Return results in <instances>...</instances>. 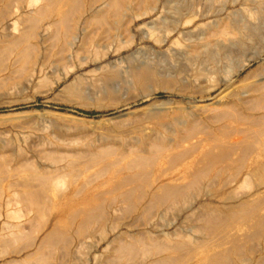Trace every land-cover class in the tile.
Here are the masks:
<instances>
[{
  "label": "rangeland",
  "instance_id": "1",
  "mask_svg": "<svg viewBox=\"0 0 264 264\" xmlns=\"http://www.w3.org/2000/svg\"><path fill=\"white\" fill-rule=\"evenodd\" d=\"M170 1L0 0V264H264V0Z\"/></svg>",
  "mask_w": 264,
  "mask_h": 264
},
{
  "label": "bare ground",
  "instance_id": "2",
  "mask_svg": "<svg viewBox=\"0 0 264 264\" xmlns=\"http://www.w3.org/2000/svg\"><path fill=\"white\" fill-rule=\"evenodd\" d=\"M159 1V0H158ZM168 1V0H167ZM190 1V0H189ZM195 1V0H194ZM197 1V0H196ZM203 1V0H202ZM205 1V2H204ZM203 2L204 3H206V7H205V9L204 8H202V9H204L206 12L204 13L203 12V14H201L200 16L202 17V18H206V17H208V15H209V17L211 16V17H214V20H213V18L212 19H209V20H212V22L211 23H209V24H204L203 25V27H202V31H200L201 33H199L198 34V38H197V40H200L201 41V43L199 44V46H200V49H201V54H203L204 56L205 55H207V57L206 58H210V57H212L213 56V54H215V55H217V54H219V53H217L216 51L219 49V47H222V48H225V47H227V46H225V44H223L222 43V40L220 39L221 37V33H219V35L217 36V37H220L219 39L218 38H213L212 40H210V41H208V40H206V41H203V36H204V31H206V30H214V29H216L217 28V25L219 24V22H220V20L217 18L218 17V15H219V12L221 13V11L222 10H224V9H222V7L221 8H218V7H215V5L213 6V2L211 1V0H204ZM218 0H216V2H217ZM220 1V0H219ZM226 1V0H225ZM224 1V2H225ZM234 2H235V0H233ZM106 2V1H105ZM164 2V1H163ZM179 0H173V1H170V2H168L169 3V5L170 6H172V3H178L179 4ZM200 2V1H199ZM215 2V1H214ZM215 2V3H216ZM231 2V1H230ZM162 3V2H161ZM185 3H186V1H185ZM191 3H193V2H191ZM232 3V2H231ZM255 3H257V2H255ZM261 3V2H260ZM263 3V2H262ZM189 4V3H188ZM202 4V3H201ZM218 4H219V2H218ZM234 4V3H233ZM236 4V3H235ZM244 4V3H243ZM247 4V3H246ZM246 4H244V6L246 5ZM104 5H106V4H104ZM159 5V4H158ZM182 5H183V3H182ZM157 6V5H156ZM176 6V5H175ZM181 6V5H180ZM180 6H178L179 8H180ZM223 6V5H222ZM233 6H235V5H233ZM239 6V5H238ZM158 7V6H157ZM230 7H232V6H230ZM241 7H243V5L241 6ZM92 8H94L95 9V7H92ZM172 8H174V7H171V9ZM176 8V7H175ZM178 8V9H179ZM185 8V7H184ZM201 8V7H200ZM224 8V7H223ZM246 8H248L247 7V5H246ZM93 9V10H94ZM109 9V8H108ZM117 9V8H116ZM165 9V8H164ZM170 9V10H171ZM177 9V8H176ZM189 9H190V7H189ZM253 9V8H252ZM256 9V8H255ZM156 10V9H155ZM166 10H169L168 8L166 9ZM175 10V9H174ZM188 10V9H187ZM235 10V9H234ZM239 10V9H238ZM263 10V9H262ZM186 11V10H185ZM201 11V9L199 10H196V12L197 13H199ZM237 11V10H236ZM248 11V10H247ZM91 12H93V11H91ZM95 12H96V10H95ZM154 12V11H153ZM170 12V11H169ZM179 12V11H178ZM182 12V11H181ZM184 12V11H183ZM182 12V13H183ZM196 12L194 11V12H192V13H194V14H196ZM209 12V13H208ZM176 13V12H175ZM239 13V12H238ZM237 13V15H239ZM256 13H257V11H256ZM94 14V13H93ZM123 14V13H122ZM172 14V13H171ZM212 14V15H211ZM235 14V13H234ZM186 15V14H185ZM189 15V14H188ZM191 15H193V14H191ZM190 15V16H191ZM236 15V16H237ZM242 15V14H241ZM235 16V15H234ZM240 16V15H239ZM242 17V16H241ZM193 18V17H192ZM207 19V18H206ZM227 19V18H226ZM229 19V18H228ZM236 19V18H235ZM235 19H234V21H235ZM239 19V18H238ZM261 19V18H260ZM208 20V19H207ZM231 20V19H230ZM241 20H243V18L241 19ZM202 21V20H201ZM233 21V22H234ZM206 22V21H205ZM210 22V21H209ZM232 23V22H231ZM243 23H246V22H243ZM156 24V23H155ZM179 24V23H178ZM249 24H251L250 22H249ZM10 25V24H9ZM243 25V24H242ZM184 26V25H183ZM231 26V25H230ZM245 26V25H244ZM160 27V26H159ZM162 27V26H161ZM199 28V27H198ZM201 28V27H200ZM230 28V27H229ZM251 29H253V28H251ZM78 30V29H77ZM82 30V29H81ZM228 30V29H227ZM84 31V30H83ZM8 32V31H7ZM77 32V31H76ZM190 32V31H189ZM238 32V31H237ZM209 33V32H208ZM207 33V34H208ZM239 33V32H238ZM247 33V32H246ZM78 34V33H77ZM76 34V35H77ZM185 34V33H184ZM206 34V35H207ZM75 35V34H74ZM216 35V34H215ZM73 36V35H72ZM148 36H151V35H148ZM157 37V36H156ZM206 37V36H205ZM250 37V36H249ZM72 38V37H71ZM152 38V37H151ZM235 38V37H234ZM242 38V37H241ZM245 38V37H244ZM208 39V38H207ZM76 40V38L74 37V38H72V42H74ZM160 40V39H159ZM196 40V41H197ZM230 40V39H229ZM228 40V41H229ZM234 40V39H233ZM71 41V40H70ZM155 41V40H154ZM224 41V40H223ZM242 41V40H241ZM243 42V41H242ZM241 42V43H242ZM69 44V43H68ZM231 44H232V42H231ZM70 46H72V43L70 42V44H69ZM187 45V44H186ZM74 46V45H73ZM231 46H233L234 47V44H232ZM231 46H229V47H231ZM237 46H239V45H237ZM243 46V45H242ZM67 47V46H66ZM68 48H70V47H68ZM70 49H72V48H70ZM189 49V48H188ZM221 49V48H220ZM243 49V48H242ZM229 50V49H228ZM186 51V50H185ZM225 51V50H224ZM244 51V50H243ZM187 52H188V50H187ZM216 52V53H215ZM229 52V51H228ZM237 52V51H236ZM239 52V51H238ZM188 53H190V52H188ZM199 53V52H198ZM197 53V54H198ZM187 54V53H186ZM222 54V53H221ZM71 55V54H70ZM182 55H183V53H182ZM199 55V54H198ZM197 55V56H198ZM227 55V54H226ZM231 55H232V53H231ZM239 55H240V53H239ZM247 55V54H246ZM202 56V55H201ZM223 56V55H222ZM221 56V57H222ZM190 57V56H189ZM216 57V56H215ZM224 57V56H223ZM239 57H241V56H239ZM191 58V57H190ZM199 58V57H198ZM236 58H238V57H236ZM203 59V58H202ZM218 59V58H217ZM226 59H227V57H226ZM235 59V58H234ZM203 60H206V59H203ZM210 60H212V59H210ZM219 60V59H218ZM236 60V59H235ZM241 60V59H240ZM194 61H196V60H194ZM202 61V60H201ZM225 61V60H224ZM227 61V60H226ZM230 62H231V60H230ZM229 62V63H230ZM134 63V62H133ZM194 63V62H193ZM192 63V64H193ZM201 63V62H200ZM199 63V64H200ZM205 63V62H204ZM219 63V62H218ZM222 63V62H221ZM226 63V62H225ZM249 63V60H242V61H238V63H236V65L234 66V67H232V68H230L229 66H226L227 67V69H226V67H224V68H222V70L224 69V73H226V77L224 78V82H226L229 78H231L233 75H235V74H237L239 71H241L242 69H244V67L247 65ZM211 64V63H210ZM224 64V63H223ZM137 65V64H136ZM177 65V64H176ZM195 65H196V62H195ZM195 65H194V67H195ZM204 66V65H203ZM208 66V65H207ZM206 66V67H207ZM139 67V66H138ZM146 67V66H145ZM206 67H202V68H204V70H205V68ZM214 67V66H213ZM201 68V69H202ZM217 68V67H216ZM139 69V68H138ZM149 70V69H148ZM147 69H141L138 73H136L135 74V78H136V80H138V82H145V81H148V79L149 78H151V73L148 71ZM200 70V69H199ZM128 71V70H127ZM207 71V70H206ZM172 73V72H171ZM199 73H201V72H199ZM219 73V72H218ZM203 74V73H202ZM115 75V74H114ZM119 75V74H118ZM122 75V74H121ZM134 75V74H133ZM160 75V74H159ZM170 76V75H169ZM173 76V75H172ZM258 76H260V75H258ZM261 76H263V75H261ZM260 76V77H261ZM264 77V76H263ZM114 78V77H113ZM227 78V79H226ZM116 79V78H115ZM229 81V80H228ZM130 83H132L131 81L129 82V84ZM140 84V83H139ZM147 84V83H146ZM112 85V84H111ZM145 85V84H144ZM75 88V87H74ZM115 88V87H114ZM241 95H243V94H241ZM161 108V107H160ZM152 113V112H151ZM154 113V112H153ZM149 115V114H148ZM156 115V114H155ZM154 116V115H153ZM161 117L159 116L158 117V115H156L155 116V121H156V123H158L159 124V126H161L163 123L162 122H164L163 121V119H160ZM171 119V118H170ZM174 120H175V118H174ZM170 121V120H169ZM176 122H178L179 121V119L178 120H175ZM168 123V122H167ZM174 127V126H173ZM172 128V127H171ZM257 149H256V155H255V160H254V162H253V164H254V166H253V168L249 171L250 172V174H251V177H252V179H253V183L255 182L256 184H258V185H261V184H264V133H263V135L260 137V139H259V141L257 142ZM136 158V157H135ZM252 161V160H251ZM250 162V161H249ZM253 164H251V166L253 165ZM248 166H249V164H248ZM250 167V166H249ZM249 169V168H248ZM247 169V170H248ZM48 183V182H47ZM55 183H54V185H53V182L52 183H48V184H46L45 186H44V189H45V191L47 190V192L49 193V194H52V195H54L53 193H52V191L54 190L55 191ZM55 188V189H54ZM207 192V191H206ZM208 193V192H207ZM192 196V195H191ZM36 197V196H35ZM35 202H37V204L40 206V207H43V204L41 203V200H35L33 203H35ZM209 204V203H208ZM177 206H179V205H177ZM83 242V241H82ZM84 243V242H83ZM85 245V244H84ZM80 246V245H79Z\"/></svg>",
  "mask_w": 264,
  "mask_h": 264
}]
</instances>
